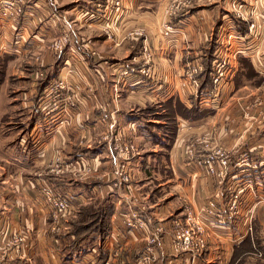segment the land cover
I'll return each mask as SVG.
<instances>
[{
	"label": "crops",
	"instance_id": "0c3cea01",
	"mask_svg": "<svg viewBox=\"0 0 264 264\" xmlns=\"http://www.w3.org/2000/svg\"><path fill=\"white\" fill-rule=\"evenodd\" d=\"M23 1L20 19H0V244L19 231L28 242L0 264H188L186 255L170 250L184 199L197 211L213 199L228 220L220 226L203 216L210 246L193 264H264V0H124L118 15L103 21L109 13L104 0ZM165 21H176L178 30L164 36ZM65 25L75 32L73 43L56 51L51 42ZM104 25L113 38L102 33ZM134 27L145 37L128 38ZM234 32L247 37L230 46L233 71L214 93L216 45ZM197 59L205 66L198 76L202 98L184 77ZM125 69L131 73L123 75ZM61 77L69 89L53 92ZM72 93L76 106L64 98ZM195 107L202 113L197 117L180 113ZM18 110L16 125L9 126L5 114ZM103 111L115 112L120 132L138 149L128 185H114V154L100 142L107 129ZM208 132L233 149V158L251 150L262 161L235 215L229 206L240 174L219 180L186 152L194 136ZM45 182L73 204L58 226L39 195ZM99 205L108 232L77 241L74 221L84 207ZM142 206L153 223L166 226L155 261L141 262L146 234L125 223L127 213Z\"/></svg>",
	"mask_w": 264,
	"mask_h": 264
},
{
	"label": "built area",
	"instance_id": "2783aa9c",
	"mask_svg": "<svg viewBox=\"0 0 264 264\" xmlns=\"http://www.w3.org/2000/svg\"><path fill=\"white\" fill-rule=\"evenodd\" d=\"M107 5H113L118 9L121 6L122 0H106ZM23 0H0V17L6 21L16 20L24 14ZM238 16L242 13L235 4L233 5ZM174 12V11H171ZM177 24L173 22L164 24V34L169 35L175 29ZM256 29V23L250 24V32ZM140 35L142 32L138 29L132 34ZM69 25H65L57 40L52 44L56 51H60L66 47L72 39ZM240 33H231L229 39L246 38ZM229 46L226 42L218 48V55L213 66L212 78L214 83V93L221 87L233 71L232 64L228 59ZM204 69L199 62L189 64L184 71L185 79L193 87L195 94L202 98L203 91L200 90V80L198 75ZM151 66H144L141 71L143 74H148ZM131 70H123V75H129ZM43 75V73H42ZM53 92L58 93L61 90H68V83L64 77L59 78L52 86ZM210 94V92H206ZM60 93L57 95L59 96ZM67 95L66 100L70 106H76L77 97L75 93ZM263 103V102H261ZM58 104V103H57ZM58 107L56 105L55 109ZM101 121L107 124V129L100 138L101 143H107L114 154L115 158V186L122 184H130L134 179L131 160L138 153L136 145L124 138L118 128V119L115 112L103 111ZM264 123V111L260 113L259 124ZM212 133H204L194 136L188 143L186 152L191 158H196V163L199 167L205 168L211 175L219 180L225 179L231 171H234L241 176L240 186L234 191L231 196L229 209L233 215L240 210V203L243 191L251 185L249 178L257 173L261 167L262 161L257 159L255 153L251 150H243L236 157H232L233 149L219 145L212 138ZM253 187H251L252 189ZM39 195L42 200L52 208L53 219L58 226L64 219H67L73 211L71 199L57 192L49 183H42L39 186ZM184 217L173 220V241L170 245L171 253L174 255H186L190 260L188 264H193L192 261L205 253L210 246V235L207 229V224L203 216H208L215 224L224 226L228 220L222 215L220 207L213 199L199 211L195 210L187 199L183 200ZM146 207L132 208L125 217L127 227L135 230H142L147 237V247L141 256V262H149L157 259L158 245L161 238L166 232L164 223H153L151 215H146ZM151 225V226H150ZM253 230L249 227V232ZM28 242V236L25 232L19 231L16 233L7 234L0 244V262L5 259L8 252H20ZM108 264V263H107Z\"/></svg>",
	"mask_w": 264,
	"mask_h": 264
},
{
	"label": "rangeland",
	"instance_id": "374dc122",
	"mask_svg": "<svg viewBox=\"0 0 264 264\" xmlns=\"http://www.w3.org/2000/svg\"><path fill=\"white\" fill-rule=\"evenodd\" d=\"M123 2H124V0H122V3H121V6H119L118 7V9L117 8H115L113 5H107V1L106 0H104V4H103V9H106L109 13H104L103 14V17H102V21L104 20V19H106L107 17H108V14H110V16L111 15H115V14H117L118 15V13L120 12V10H121V8H122V6H123ZM24 10H25V4H24ZM235 10V9H234ZM169 12H171V11H169ZM24 13H25V11H24ZM53 14H55L56 15V13H53ZM24 15V14H23ZM22 15V16H23ZM22 16H20L19 18H17L16 20H18V19H20ZM57 17H58V15H56ZM0 19H2L1 17H0ZM169 22H173V21H165V23H169ZM164 23V24H165ZM173 23H175V24H177L178 25V23L176 22V21H174ZM164 24H163V34H164ZM176 25V26H177ZM175 26V29H174V31L172 32V33H170L169 35H166V34H164V36H170V35H172L174 32H176L177 30H178V28ZM135 29H138V30H140L142 33L140 34V35H136V34H132V32L133 31H135ZM70 30H71V35L73 36L72 37V39H71V42L70 43H68L67 45H66V47L67 46H69V45H71L72 43H73V40H74V34H75V32H73V28L70 26ZM101 30H102V33L104 34V35H106L108 38H113V36H114V30L113 29H111L110 28V26L109 25H104L103 26V28H101ZM62 31V30H61ZM61 31H60V33H61ZM250 32V31H249ZM74 33V34H73ZM234 33H240L241 35H243V36H245L246 34H243V33H241V32H234ZM231 33H228L227 34V36H226V39H224L223 40V42H226V44H228V46H229V48H230V46L233 44V42L234 41H238V40H244L245 38H243V39H229L228 40V36L230 35ZM60 35V34H59ZM58 35V36H59ZM58 36L57 37H55L53 40H52V42H51V45H50V47L51 48H53L52 47V44L57 40V38H58ZM127 37L128 38H136V37H145V31L143 30V29H141V28H138V27H134V28H132V29H129V30H127ZM126 40H128V39H126ZM222 41H220L217 45H216V49H215V54L216 55H218V53H217V51H218V48L220 47V45H222V43H223ZM51 48H50V50H51ZM54 49V48H53ZM65 49V48H64ZM64 49H62V50H64ZM55 50V49H54ZM62 50H60V51H62ZM152 49H151V47H149V45H146L145 47H144V55H145V60H146V62L147 63H151L152 61ZM229 52V51H228ZM229 60H230V57L228 58ZM195 62H199V63H201L202 65H203V67H205L204 66V64H203V62L200 60H195L192 64H194ZM191 64V63H190ZM230 64H231V60H230ZM151 66V65H150ZM189 66V64H187V67ZM152 67V66H151ZM186 67V68H187ZM153 71V70H152ZM150 72H151V70H150ZM149 72V73H150ZM212 72H213V70H212ZM148 73V74H149ZM201 73V72H200ZM200 73H199V75H200ZM42 75V74H41ZM198 75V76H199ZM199 78V77H198ZM200 80V79H199ZM200 88H201V83H200ZM12 91V90H11ZM11 91H9V93H12ZM13 94V93H12ZM6 109H8L7 107H6ZM21 113V111L20 110H18V111H14V112H12V114H10V113H6L5 114V122H9V126H12V123H13V125H16V121H18V119H19V114ZM14 117V118H13ZM204 134V133H203ZM200 135H202V133L200 134ZM212 138H213V140L216 142V143H218L219 145H222V146H225V147H228L229 148V146L227 145V144H223V143H219L217 140H216V137H215V135L213 134L212 135ZM88 209H86L85 211H83L81 214H85V212L87 211ZM79 218H80V215L77 217V220H79ZM76 220V221H77ZM76 221H74V222H76ZM248 248H245L244 250H247ZM243 250V251H244ZM242 252V251H241ZM240 264H242V261H241V263Z\"/></svg>",
	"mask_w": 264,
	"mask_h": 264
},
{
	"label": "trees",
	"instance_id": "16d2710c",
	"mask_svg": "<svg viewBox=\"0 0 264 264\" xmlns=\"http://www.w3.org/2000/svg\"><path fill=\"white\" fill-rule=\"evenodd\" d=\"M204 86L205 83L203 82L202 87ZM180 113L186 117H197L199 114H202L196 107L191 111L185 108L181 109ZM86 209L88 210L85 214H80L79 220L74 223V227L72 229V233L75 234L77 241L89 239L92 235L105 236L108 232L107 221L104 217L105 207L102 205L96 207L86 206L82 209V212ZM238 251H241L240 248L239 250H236V252Z\"/></svg>",
	"mask_w": 264,
	"mask_h": 264
}]
</instances>
